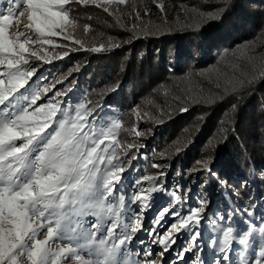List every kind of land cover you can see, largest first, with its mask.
I'll return each mask as SVG.
<instances>
[{"label":"snow or ice","instance_id":"snow-or-ice-1","mask_svg":"<svg viewBox=\"0 0 264 264\" xmlns=\"http://www.w3.org/2000/svg\"><path fill=\"white\" fill-rule=\"evenodd\" d=\"M6 4L0 8V264H129L126 258L133 254V264H163L157 255L163 257L186 234L188 244L177 252L182 264L186 253L203 250L206 224H219L220 233L209 246L224 253V264H232L233 244L242 246L244 253L253 249L254 236L259 243L244 264H264V217L255 224L251 219L254 207L211 219L209 201L188 204L179 188L143 186L155 177L125 184L128 169L121 153L127 156L135 149V160L139 148L146 146L121 144L117 140L122 127L119 117L104 113V105L91 107L86 97L73 101L71 88L56 87L62 80L42 83L46 78L37 75L42 64L64 59L71 51L108 50L104 44L85 46L86 41L77 35L79 21L73 5L100 9L133 34L144 30L143 17L151 15L150 9L141 12L129 0H6ZM152 4L166 17L162 0H152ZM125 15L133 21L130 28L123 23ZM90 30L91 25H83L85 35ZM252 50L249 44L247 51ZM249 59L251 69L246 76L223 85L209 76L207 91L200 81L189 78L182 94L173 97L181 105L179 110L187 111L188 102H214L222 95L221 89L232 92L237 84L250 85L257 76L264 79V56ZM160 112L168 114L163 108ZM133 114L141 118L137 109ZM131 131L136 137L143 134L135 127ZM157 193L171 199L153 217V227L146 228L144 219ZM131 205H136L135 210L125 212ZM237 215L248 226L246 230L236 228ZM168 217L172 222L160 232L157 226ZM141 232L150 244L160 246V253H153L138 235ZM134 241L146 246L135 250Z\"/></svg>","mask_w":264,"mask_h":264},{"label":"trees","instance_id":"trees-1","mask_svg":"<svg viewBox=\"0 0 264 264\" xmlns=\"http://www.w3.org/2000/svg\"><path fill=\"white\" fill-rule=\"evenodd\" d=\"M150 1L131 4L141 10ZM170 2L174 10L167 23L165 19L152 23L145 17L144 30L135 34L98 11L88 14L91 19L81 18L73 5L77 35L85 46L104 44L108 50L71 51L47 64L44 73L63 81L57 88H71L70 99L86 97L91 107L104 105L103 112L116 114L122 120L117 136L121 144L140 145L131 129L133 109L141 101L142 115L148 114L143 117L150 125L146 147L139 148L135 160V149L127 156L121 153L131 180L151 176L157 179L145 184H161V173L169 169L175 181L171 186L181 190L188 204L192 190L199 187L221 214L254 207V220L264 213L260 211L264 208V79L257 76L250 85L237 84L232 92L221 89L222 95L211 103L188 102L187 111H180L173 97L182 94L189 78L200 81L207 91L209 76L223 85L247 75L249 57L264 56V40L258 39L264 36V0ZM123 23L131 27L125 16ZM84 24L91 25L87 35ZM161 108L168 114L161 116Z\"/></svg>","mask_w":264,"mask_h":264},{"label":"rangeland","instance_id":"rangeland-1","mask_svg":"<svg viewBox=\"0 0 264 264\" xmlns=\"http://www.w3.org/2000/svg\"><path fill=\"white\" fill-rule=\"evenodd\" d=\"M132 1L133 0H129V3L131 4ZM166 1L167 0L162 1L166 5V17H165V14L161 13L157 8L154 7V5L152 4V0H151L149 5L146 6L148 9H150L151 15L150 16H144L143 18L146 17L148 19V21H152V23H153V21H156V20L159 21L160 19L164 20L165 18H169L172 15L174 9L172 8L173 5L170 2L172 0H168L169 1L168 3ZM6 6H7L6 0H0V8H5ZM77 7H78L77 10L79 13L78 15H81V18H84L86 16L87 20L89 17L88 14H93L94 11H98L99 15H101V16L103 14L108 16L106 13H103L100 9H97L95 7H84L81 11H80V7L79 6H77ZM144 9H145V7L141 9V12H143ZM125 17H126L127 21L130 22L129 25H132L133 21L130 18H128L127 15H125ZM22 27H23V25H21V28ZM56 40H57V43H61L59 38H56ZM64 43H67V42H64ZM56 51L60 52V49H57ZM46 66H47V64H42L38 73H37L38 76H42V77L46 78V80L42 81V83H51V82H54L55 80H58L57 77H55V74L53 77V74L47 75L46 73H44V70H46ZM56 87H57V85H56ZM49 95H51V93H49ZM72 100L78 101L81 99L77 98V99H72ZM142 100L144 101V99H142ZM141 105H143V104L141 103V101H139L135 107V109H137L141 113V118L137 119V117L133 114L134 118H135L134 123H133V128L135 127L143 133L139 137L134 136L135 138H137L139 140L140 145H143L144 140L148 134V128H150V125L148 126V122L145 121V119L142 115V111H141L142 109L140 107ZM104 113H107L108 115H113V116L117 117V115L114 113H110V112H104ZM168 168H169V166H168ZM168 173H169V169H164V172H163L164 175H163L161 184H163L169 190H173L175 188L173 186H171V184L175 183V181L173 180L174 178L171 177V175ZM124 175L126 177V179L124 181L125 184H129L131 181L134 180V179L131 180L130 177H132V175L128 171H126L124 173ZM143 186L149 187V186H151V184H145L144 183ZM185 194L188 195V193H185ZM188 199H190V204H194L199 199H204L206 201H209L207 199V197L203 194V191L199 187H195L192 190L191 196L189 195ZM168 203H169V201L167 200L166 196L159 194V193L156 194V198L152 201L153 207L151 208L150 211L147 212L146 218L144 219V224H145L146 228L153 227V224H152L153 217L156 216V213L159 209H161L162 207H164ZM212 206L213 205L210 202L209 208L207 210V216L211 219H216L217 214H221V213L217 207H212ZM135 208H136V205H131L130 208L126 207V209L124 211L127 212V211H131V210H135ZM116 210H119L118 205H117ZM260 211L264 212V208H261ZM121 215L123 216V213ZM261 217H264V213H262L259 216H256L253 220L254 223L259 225ZM89 219H92V218L89 217ZM234 220H235L236 228L238 230H246L247 229L248 226L243 223L242 218L239 215L234 217ZM171 222H172L171 217H168L160 225L157 226L159 231L163 232ZM202 231L204 233L203 241L201 244V247L203 250L201 252H197L196 250H194V251L186 253L185 259L182 262V264H215V262L217 260H220L221 264H224V262L222 260L224 253L220 252L218 247L213 248V247L209 246L210 240L217 237L220 233L219 224H217L216 226L206 224L205 227L202 229ZM237 234H239V231L237 232ZM138 235L146 241V245L150 244V241L148 240L145 233L141 232ZM258 243H259V237L254 236L253 249L249 250L247 253L243 252L242 246L237 245V244H233L232 251L229 252V257H230L232 264H244V262L247 261L249 259V257L252 255L253 250L255 249V246ZM187 244H188L187 235L186 234L181 235L177 238L176 244L173 245L172 248L169 249L168 252L164 253L163 257H160L159 255H157V259H161L163 261V264H181V261L177 260V252L182 247L186 246ZM146 245H140L138 242L134 241L132 247L135 250H141ZM150 246H151L154 254L160 253L161 248L159 245L150 244ZM197 256H199V259H197ZM135 258H136L135 254H133L130 257H127L126 259L128 260L129 264H133Z\"/></svg>","mask_w":264,"mask_h":264}]
</instances>
